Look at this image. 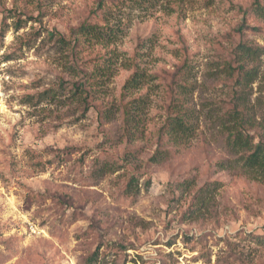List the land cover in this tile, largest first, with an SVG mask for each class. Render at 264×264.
I'll return each instance as SVG.
<instances>
[{
    "label": "rangeland",
    "instance_id": "374dc122",
    "mask_svg": "<svg viewBox=\"0 0 264 264\" xmlns=\"http://www.w3.org/2000/svg\"><path fill=\"white\" fill-rule=\"evenodd\" d=\"M0 81V264H264V0H0Z\"/></svg>",
    "mask_w": 264,
    "mask_h": 264
},
{
    "label": "trees",
    "instance_id": "16d2710c",
    "mask_svg": "<svg viewBox=\"0 0 264 264\" xmlns=\"http://www.w3.org/2000/svg\"><path fill=\"white\" fill-rule=\"evenodd\" d=\"M254 6H256V10H259L261 8L258 2H256ZM83 33L86 35L88 43H91L93 40L101 41L100 39H105V34H102V30L96 25L84 26ZM108 37L110 38V36ZM240 47L242 52L246 53V55H258L260 51L259 48L246 44H241ZM137 75L138 72L135 71L128 80L126 87L129 86L130 82L135 81V77ZM177 108L178 106H176L175 108V115L166 122V124L163 126V129L166 131L165 133L167 137H173L175 140L180 139L183 143L192 135L195 129L193 126V122L190 121V118L185 117L184 114L182 115ZM249 137L250 134L240 129L234 136L233 145H235V147H238L239 149L249 150L248 154L246 155L247 157L245 159V163L254 169L262 170L264 173V143L260 142L256 144L255 142L250 140Z\"/></svg>",
    "mask_w": 264,
    "mask_h": 264
},
{
    "label": "built area",
    "instance_id": "2783aa9c",
    "mask_svg": "<svg viewBox=\"0 0 264 264\" xmlns=\"http://www.w3.org/2000/svg\"><path fill=\"white\" fill-rule=\"evenodd\" d=\"M0 86H1V81H0Z\"/></svg>",
    "mask_w": 264,
    "mask_h": 264
}]
</instances>
